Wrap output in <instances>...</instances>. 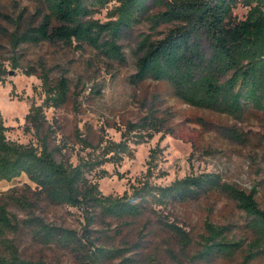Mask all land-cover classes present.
Returning <instances> with one entry per match:
<instances>
[{
  "label": "rangeland",
  "instance_id": "1",
  "mask_svg": "<svg viewBox=\"0 0 264 264\" xmlns=\"http://www.w3.org/2000/svg\"><path fill=\"white\" fill-rule=\"evenodd\" d=\"M119 4L120 0H105L95 5L86 19H115L113 12ZM247 10L239 6L234 14L242 18ZM48 13L42 0H0V59L9 71L0 79V118L8 126L9 138L38 143L33 130L27 128L26 117L33 104L44 102L46 93L38 74H28L25 68L32 65L41 71L43 62L53 79L65 76L71 87L64 105L45 109L51 147L59 160L74 164L81 157L102 160L88 176L98 181L104 194H132L134 187L146 179L167 186L187 175L213 172L219 173L222 181L247 191L256 188L257 199L264 208L262 111L250 109L232 115L196 107L178 97L167 81L132 82L131 76L137 71L138 41L143 34L158 37L167 29L165 25L155 29L147 20L127 30L119 40L125 53L123 62L77 41L14 44L13 33L39 25ZM15 57L20 67L12 66ZM148 115L155 119V126L140 128L139 123ZM129 123L136 124V129H130ZM126 131L128 137L124 135ZM124 139L130 152L120 153L123 158L119 162L105 160L114 153L106 147ZM27 184L35 188L26 174L12 181L0 180V198L9 199V209L19 221L18 228L9 231L7 238L24 258L89 264L87 251L77 253L59 243L45 242L28 220L35 211L47 222L83 234L87 226L83 210L43 201L26 207L10 198L28 191ZM207 220L227 226V238L242 242L233 257L198 256L205 242ZM249 221L238 204L222 194L168 205L153 204L136 218L99 216L89 227L96 246L122 249L121 254L103 259L102 264H264V246H254L255 233ZM170 223L188 232L189 239H182ZM6 249L0 238V252L6 253ZM249 251L256 255L247 259ZM125 258L129 260L124 262Z\"/></svg>",
  "mask_w": 264,
  "mask_h": 264
},
{
  "label": "trees",
  "instance_id": "2",
  "mask_svg": "<svg viewBox=\"0 0 264 264\" xmlns=\"http://www.w3.org/2000/svg\"><path fill=\"white\" fill-rule=\"evenodd\" d=\"M42 1L49 13L39 25L13 33L14 44L77 41L123 62L125 53L119 40L127 30L147 20L155 29L161 25L167 29L158 37L143 34L138 41L137 71L131 76L132 82L167 81L178 97L196 107L232 115L244 114L250 109L264 113V0H120L113 12L116 18L107 22L86 19L95 5L105 0ZM239 6L248 8L242 18L234 14ZM12 66H21L16 57ZM41 66V71L32 65L25 68L28 74H38L46 93L44 102L33 104L26 117L27 128L33 130L38 143L9 138L8 126L0 118V180L12 181L26 174L35 183V188L27 184L28 191L10 196L26 207H35L43 201L83 210L88 226L83 234L47 222L33 211L28 220L45 242L59 243L77 253L87 251L85 257L89 264H102L103 259L121 254L122 249L95 245L89 226L96 223L99 216L136 218L153 204L168 205L226 194L249 216V226L255 233L254 246H264V208L257 199L256 188L247 191L222 181L219 173L204 172L187 175L167 186L155 185L146 179L134 187L132 194L115 196L104 194L98 181L88 176L102 160L81 157L76 164L59 160L51 147L45 109L64 105L71 87L67 77L55 80L46 64L42 62ZM7 72L0 59V79ZM154 121L148 115L139 123L140 128L153 127ZM136 126L129 123L130 129ZM124 135L128 137V131ZM106 148L109 153L114 152L105 158L112 162L123 158L120 153L130 152L125 139ZM18 226L19 221L9 209V199L0 198V238L7 247L6 253L0 252V264H58L22 257L18 247L7 238V233ZM170 226L182 239H189L188 232L181 227L174 223ZM206 230L203 249L197 253L201 258H231L242 244L240 240L227 238L225 225L207 220ZM255 255V251H249L247 259ZM128 260L125 258L124 262Z\"/></svg>",
  "mask_w": 264,
  "mask_h": 264
},
{
  "label": "water",
  "instance_id": "3",
  "mask_svg": "<svg viewBox=\"0 0 264 264\" xmlns=\"http://www.w3.org/2000/svg\"><path fill=\"white\" fill-rule=\"evenodd\" d=\"M13 72V71H12Z\"/></svg>",
  "mask_w": 264,
  "mask_h": 264
}]
</instances>
